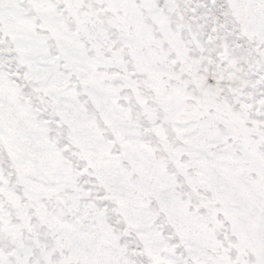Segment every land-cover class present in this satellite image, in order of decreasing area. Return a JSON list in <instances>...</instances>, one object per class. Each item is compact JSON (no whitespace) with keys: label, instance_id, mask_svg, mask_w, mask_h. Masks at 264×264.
Returning a JSON list of instances; mask_svg holds the SVG:
<instances>
[{"label":"snow or ice","instance_id":"6c2138e0","mask_svg":"<svg viewBox=\"0 0 264 264\" xmlns=\"http://www.w3.org/2000/svg\"><path fill=\"white\" fill-rule=\"evenodd\" d=\"M0 264H264V0H0Z\"/></svg>","mask_w":264,"mask_h":264}]
</instances>
